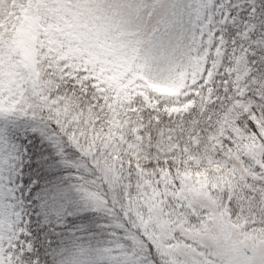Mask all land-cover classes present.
Instances as JSON below:
<instances>
[{"label":"snow or ice","instance_id":"obj_1","mask_svg":"<svg viewBox=\"0 0 264 264\" xmlns=\"http://www.w3.org/2000/svg\"><path fill=\"white\" fill-rule=\"evenodd\" d=\"M0 264H264V0H0Z\"/></svg>","mask_w":264,"mask_h":264}]
</instances>
